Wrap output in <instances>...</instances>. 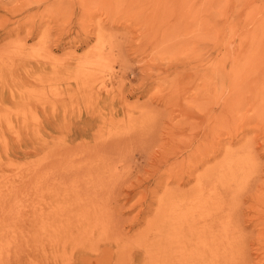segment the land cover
Returning a JSON list of instances; mask_svg holds the SVG:
<instances>
[{"label": "rangeland", "instance_id": "374dc122", "mask_svg": "<svg viewBox=\"0 0 264 264\" xmlns=\"http://www.w3.org/2000/svg\"><path fill=\"white\" fill-rule=\"evenodd\" d=\"M99 133L121 135L129 159L117 199L131 245L86 240L90 263L177 264L136 245L165 190L244 165L213 209V242L234 252L212 261L264 264V0H0V264H80L67 167Z\"/></svg>", "mask_w": 264, "mask_h": 264}, {"label": "bare ground", "instance_id": "6f19581e", "mask_svg": "<svg viewBox=\"0 0 264 264\" xmlns=\"http://www.w3.org/2000/svg\"><path fill=\"white\" fill-rule=\"evenodd\" d=\"M96 62H98V60H96ZM84 82L85 79L83 76H81V78L77 80V88H83L82 84ZM88 114L90 116L87 117L85 120L93 121L95 119L94 114ZM98 115L101 116L102 113L98 112ZM101 117L105 119L103 115ZM129 117L130 116L127 115L126 119ZM126 119L124 117H121L116 118L115 120L112 119L111 121H121L125 123L126 121L127 123L130 122ZM132 127L133 129L135 128V126ZM102 135L100 133L95 135L94 144H86L87 148L83 149V151L78 152L75 155L76 159L73 160L67 167V176L69 175L73 179V182L70 183V185L67 184V190L69 191V194L72 197L71 202H69L67 206L69 211L68 217L71 216L70 220L67 217L69 221V224H67V226H69L70 228L67 229V235H70V238L73 240L76 239V249L80 248L84 251L83 252L82 250H79L80 252H83L82 254L79 253L81 255L80 264H92L89 262V253L87 252V250L84 249L87 243L86 240L92 243V248L94 252H98V250L96 249L99 248L100 241L105 242L107 244L111 243L112 241H115L117 245L121 243L126 247V242L127 244H130L128 243L127 238L121 235L120 225H122V222H120L119 216H122V213L119 212V209L122 203L120 204L117 199L118 181L123 177V181L126 182L125 179L131 176V174L127 173L128 171L126 172V170L129 169H127V167L129 166L126 163L129 161V159H123V153H120V149H117V143L121 135H114L119 139L116 138L113 141L109 140L110 135L108 137H104ZM116 149L119 151H117ZM113 154H115L116 157H114L115 155L113 156ZM194 165L196 166L198 164L195 163ZM243 167L244 165L234 166L233 169L230 171V175L226 177H224V175L221 173L216 178L219 180L216 184V182L214 181L215 178H213L216 175H210L213 174L212 165H207V169L205 168V172H199L200 174L198 173L196 177L193 178L194 183L187 190H180L178 188V185L176 187H168L164 192L166 193V201L164 203L162 202V205L160 204V208L158 204V211L157 209H153L155 211L154 216H151L154 220L156 212L158 214V212L162 211L160 213V218H162L160 224L158 225L157 222L156 224H154L153 221L149 222V225L147 226L151 227V229H146L143 233H140L136 237V245L138 247L143 246L148 252L151 250V247L154 248L155 246H160L161 250L163 248L167 251V254L171 252L168 255H165V258L172 260V258L174 257V260L176 259L177 264H183V261L187 262V264H214L212 261V256L220 257V254H228L230 251L232 252L231 255H233V243L228 244L229 240H227V243H224L222 249H220L217 243L213 242L214 221L216 219V216H214L213 214V209L214 205H223L225 203V195L229 194L230 197L232 196L231 193L234 192V189L232 188V185L230 183L231 181H238L237 176H239V170L243 169ZM188 169L186 170L187 172H189ZM183 173L186 172L184 171ZM182 176L184 175L182 174ZM182 176L181 178H183ZM158 184L159 183L157 182L155 183L156 187L159 186ZM215 188L220 189L218 191ZM153 195L155 196V193ZM142 217H144L143 214ZM139 219L141 220V218ZM155 220L157 219L155 218ZM134 221L136 220L134 219ZM72 227L76 228V230L72 229ZM164 229H166V234L163 238L162 232ZM81 231H85L86 238H84V235ZM151 233L152 235L150 236ZM124 239L126 241H123ZM234 242L237 243V241ZM227 244L228 246H226ZM129 248L127 247L128 250ZM73 249L74 248H72V250ZM109 249H111V247H109ZM123 250L125 251V249ZM133 250H131L132 256L130 258V263H134V258H136L135 255H137L134 254L135 252L133 253ZM166 251H164V253ZM159 252L162 251H160L159 249ZM120 254L121 252L119 253V255ZM154 254H157V252ZM103 256L104 255H97V253L95 254L96 264H100V262L103 260ZM160 256L162 255L160 254ZM108 258H111L110 255L107 257L106 260H108ZM150 258L152 259V257ZM226 260L225 258L224 261L223 259H221L223 263H226ZM172 262L173 261H171V263ZM215 263L220 264V261L218 263Z\"/></svg>", "mask_w": 264, "mask_h": 264}]
</instances>
